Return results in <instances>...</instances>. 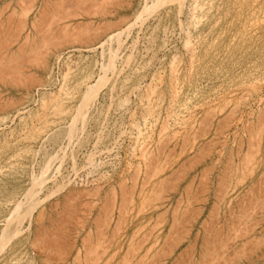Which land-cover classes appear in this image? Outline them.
Wrapping results in <instances>:
<instances>
[{"label":"rangeland","instance_id":"1","mask_svg":"<svg viewBox=\"0 0 264 264\" xmlns=\"http://www.w3.org/2000/svg\"><path fill=\"white\" fill-rule=\"evenodd\" d=\"M263 176L264 0H0V264H241Z\"/></svg>","mask_w":264,"mask_h":264},{"label":"bare ground","instance_id":"2","mask_svg":"<svg viewBox=\"0 0 264 264\" xmlns=\"http://www.w3.org/2000/svg\"><path fill=\"white\" fill-rule=\"evenodd\" d=\"M74 3H76V2H74ZM95 37V36H94ZM89 39V38H88ZM151 97V96H150ZM68 99V98H67ZM53 115V114H52ZM60 115H62V114H60ZM55 116H56V114H55ZM55 119V118H54ZM52 120V119H51ZM137 124H138V122H137ZM47 125V124H46ZM172 138V137H171ZM168 139V138H167ZM170 139V138H169ZM168 142V141H167ZM152 166V165H151ZM150 169V168H149ZM135 171H136V169H135ZM151 172V171H150ZM135 176V175H134ZM147 176V175H146ZM264 177V176H263ZM124 181V180H123ZM124 185V184H123ZM125 190V189H124ZM123 193H124V191H123ZM252 199V198H251ZM122 210V209H121ZM64 212V211H63ZM66 218V217H65ZM213 218V217H212ZM245 218V217H244ZM73 220V219H72ZM186 220V219H185ZM241 220V219H240ZM58 221V220H57ZM182 221V220H181ZM215 221V220H214ZM45 222V221H44ZM58 222H60V221H58ZM211 222V221H210ZM65 224H67V223H65ZM50 226V225H49ZM209 227V226H208ZM181 230V229H180ZM50 231V230H49ZM63 232V231H62ZM55 233H57V232H55ZM215 233V232H214ZM70 235V234H69ZM50 236V235H49ZM227 236V235H226ZM51 239V238H50ZM251 239V238H250ZM52 240V239H51ZM246 240H248V239H246ZM255 241H256V239H254ZM47 241V240H46ZM257 241H259V240H257ZM256 241V242H257ZM262 241H263V243H262ZM58 242V241H57ZM193 242V241H192ZM221 242V241H220ZM246 242V241H245ZM252 242V241H251ZM254 242V241H253ZM256 242H254V244L256 243ZM194 243V242H193ZM204 244H205V242H203ZM248 243H250V241L248 242ZM258 243V242H257ZM260 243V242H259ZM261 243L262 244H259L258 246L257 245H252V243H251V246L250 245H246V248H244L243 249V247L244 246H242V251H240V252H242V253H240V252H238L239 254H241V257H240V255H239V259H240V263L241 264H264V240H262L261 239ZM52 244V243H51ZM217 244V243H216ZM224 244V243H223ZM246 244V243H245ZM172 245V244H171ZM55 246V245H54ZM62 246V245H61ZM253 246V247H252ZM57 247H58V245H57ZM65 247V246H64ZM71 247V246H70ZM191 248V247H190ZM211 248V247H210ZM209 248V249H210ZM255 248V249H254ZM71 249V248H70ZM220 249V248H219ZM246 249V250H245ZM206 250V249H205ZM244 250H245V252H244ZM188 252V251H187ZM208 252V251H207ZM218 253V252H217ZM216 253V257L220 254H217ZM193 254V253H192ZM185 255H186V253H185ZM229 255V254H228ZM231 255H234V254H231ZM215 255H211V257L213 258ZM187 257V256H186ZM191 257V256H190ZM202 257V256H201ZM211 257L209 258V260L211 259ZM182 258V257H181ZM229 258V257H228ZM177 259V258H176ZM186 259H188V258H186ZM201 259V258H200ZM208 259V258H207ZM225 259V258H224ZM191 260V259H190ZM213 260V259H212ZM173 261V260H172ZM185 261V260H184ZM183 261V262H184ZM211 261V260H210ZM220 261H221V259H220ZM174 262V261H173ZM212 262V261H211ZM222 262V261H221ZM201 263V262H200ZM218 263V262H217ZM228 263V262H227ZM203 264H205V261H204V263ZM208 264H210V262H208ZM234 264V263H233Z\"/></svg>","mask_w":264,"mask_h":264}]
</instances>
